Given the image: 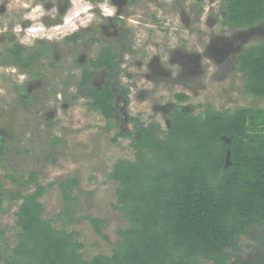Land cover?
<instances>
[{"label": "rangeland", "instance_id": "rangeland-1", "mask_svg": "<svg viewBox=\"0 0 264 264\" xmlns=\"http://www.w3.org/2000/svg\"><path fill=\"white\" fill-rule=\"evenodd\" d=\"M175 1L145 0L144 5L149 10L138 7L136 2L126 8L127 25L124 23L123 27H131V44L124 46L118 35L110 42L123 58L120 84L118 79L113 83L126 87L128 94L118 118L109 127L107 119L90 108V100L77 94L76 85L83 67L76 62L83 54L87 59L94 58L98 48L109 43L95 42L97 35L89 24L98 14L100 19L97 21L107 17L103 8L112 10L113 14L117 6L104 0L94 14L93 4L88 0H0V138L6 142L5 154L0 159V186L6 192L18 189L22 194L33 192L35 185H20L34 172L38 182L46 187L40 198L45 209L43 216L53 219L63 207L56 182L77 176L80 180L76 190L79 197L77 215H92L104 220L103 235L108 237L98 235L86 219L69 227V230L78 231V240L84 244L81 252L87 259L97 254H110L118 238V230L128 225L122 213L115 208L118 182L111 179L110 172L119 159L135 160L132 140L118 137L120 131L135 129L138 121L132 118H138L144 124L157 121L166 128L170 124L169 114L176 105L195 114L202 113L208 105L218 110L243 106L264 108V98L244 92L234 52L225 50L226 55L221 57L207 53L211 42L208 35L199 29H207L208 14L213 18L217 10L222 9V0H205L206 17L198 25L189 22V27L179 16L176 20L171 15L167 16L165 10L172 14ZM189 1L199 5L195 0ZM156 14L160 17L158 22L152 18ZM217 17L221 21L222 16L217 14ZM50 19L56 20V25L51 24ZM211 22V35L217 33L216 36L224 41L232 40L231 51L232 48L239 49L241 44L247 46L264 37L260 30L254 31L257 25L247 29L250 36L240 34L241 31L233 41L235 31L215 25L213 20ZM78 29L83 34L76 44L65 39ZM109 30L104 32L105 36L111 34ZM98 35L101 38V34ZM12 36L15 42L25 46L36 45L37 48L40 41L41 47L43 43H51L54 47L48 56L39 60L40 63L32 65L31 72H25L8 52L14 44ZM181 46L183 51L193 53L195 57L197 54L202 56L198 67L193 69V72L199 70L196 75L187 70L194 64H182L176 57H172L176 61L173 64L167 62L171 58L168 56L172 55L169 52ZM216 47L210 46L213 50ZM164 48L166 52H163ZM160 61L163 63H153ZM99 71L96 70L97 73ZM177 94H186L189 98L180 101ZM10 175L14 176L15 182ZM51 183L54 185L50 186ZM20 202L11 201L8 197L3 199L0 210V228L4 231L0 236L1 256L7 255L8 248L17 242L16 213ZM55 225L59 226L57 222ZM254 238L243 237L242 252L233 256L228 264H256L257 260L264 264V253L247 247L256 244Z\"/></svg>", "mask_w": 264, "mask_h": 264}, {"label": "trees", "instance_id": "trees-1", "mask_svg": "<svg viewBox=\"0 0 264 264\" xmlns=\"http://www.w3.org/2000/svg\"><path fill=\"white\" fill-rule=\"evenodd\" d=\"M223 1L224 26L249 28L264 22V0ZM25 50L15 43L8 52L27 71L33 64ZM112 57L111 48L105 47L92 64L107 71L101 86L92 83L97 72L88 67L77 84L78 94L86 93L90 108L99 111L109 127L128 93L121 87L118 97L114 90L118 64H111ZM236 68L242 74L244 92L264 98V37L243 47ZM176 96L180 101L189 98ZM132 120L138 121L135 129L120 131L118 137L132 140L135 160L119 159L110 172L118 182L115 208L128 221L127 227L118 230L111 253L85 258L78 231L69 230L86 219L98 235L108 239L103 235L104 220L77 215L79 178L56 182L63 207L53 219H46L40 201L46 187L32 172L20 186L33 184V192H6L0 186V210L5 197L21 201L16 213L17 242L7 255H0V264H228L242 252L241 240L246 236L256 240L247 247L264 253V108L218 110L208 105L195 114L178 107L169 114L166 128L157 121ZM5 148L0 138V159Z\"/></svg>", "mask_w": 264, "mask_h": 264}, {"label": "flooded vegetation", "instance_id": "flooded-vegetation-1", "mask_svg": "<svg viewBox=\"0 0 264 264\" xmlns=\"http://www.w3.org/2000/svg\"><path fill=\"white\" fill-rule=\"evenodd\" d=\"M102 1H104V0H100V1L99 0H88V2L93 4L92 5V11L94 12V14L97 11V8L101 7L100 3ZM105 1L108 2V3L114 4L115 6H117L118 9H116L114 11V13L110 14V15L104 13L107 17L106 18H102L100 21H97V19H100V14L97 13L99 16H96L94 18V20L89 24V28H93L94 31L96 32L97 37L95 39V42L98 43L100 41H107L109 43H106L107 45H103L102 44L100 46V48H98V50L96 52V56L94 58H92V59L91 58L87 59V55L83 54V56H80V58L78 59V62H76V64H82L81 67H83V69L88 67L91 70H97L95 67H93L92 64H96L97 63V61H98V59H99V57H100V55L102 53V50L105 47H110L111 48V54L113 56L112 57L113 60H112L111 64H118V71L113 76H114V79H116V80L118 79V81H119L120 64H123L122 63L123 62V58H121L120 55L117 54L116 48H114V44H112L110 42V40H112L113 38H115V36L118 35V37H121V39H123L122 42L124 43V46H126L127 44H131L130 35H132V37H133L131 27L130 26H126L125 28L123 27L124 23L127 25L126 15H127V11L128 10H126V8H128L130 5L134 4L135 2L138 5V7L139 6H143V10H149V8H147L148 6L144 5L145 0H105ZM195 2L197 4H199V5H195L192 2H190L189 0H176L175 3H172V5H173L172 11H174V12L171 14L169 12V10H165V11L168 14L167 15L168 17H169V15H171V17L173 16V20H176L177 19L176 17L179 16L182 20H184V22L186 23L187 26H188L189 22H193L195 24L197 23V25H198L200 22L202 23L204 17H206V11H205L206 10V6H205V0H195ZM180 4H182L183 7H181ZM223 5H224V1L222 0V2H221L222 9L217 10L215 15H213V18H212L210 13L208 14V18L206 20L207 21V29H204L203 27H201L199 29V32H201L204 35H208V37H209L208 41L211 42V43H208V46H207V53H208L209 56L217 54L218 56H215V57H221L223 54L226 53L225 50H227V52H231V53L234 52L235 55H233V56L237 60V56L241 53V51H242V49H243V47L245 45L242 46V44H241L239 49H237L238 47L235 48L234 50L232 48V51H231L230 50V44H231L232 40L224 41V39H221L220 36H216L217 33L216 34L213 33V35H211L212 34V28H211L212 22L211 21L213 20V23L215 25L224 27V28L228 29L231 32L235 31L234 35L232 36L233 37V41H234V39H236L238 37V34L241 31L242 32L240 34H244V35L249 34V32L247 30L249 28H229L227 26H224L222 24V19H223V15H224ZM177 6H179V7H177ZM105 9L106 8H103V10H105ZM217 14H218V16L219 15L222 16L221 21H219V19L217 17ZM152 18H153V21L158 22L157 18H160V17H158V15L156 14L155 16H152ZM64 21H65V19H64ZM104 21H106V22H104ZM55 22H56V20L50 19V23L51 24L54 23L56 25ZM60 23H57V24H60ZM261 24H257L259 26L255 25V26H257V29H255L254 31L258 32L260 30L262 36H264V23L261 22ZM255 26H252V28H254ZM109 28H110L111 32H110ZM33 29H36V28H33ZM40 29L43 30L42 28H40ZM188 29H190V28H188ZM242 29L247 30V32H244V30H242ZM108 30H109V32L111 34H109L107 36H110V37L105 36L106 33H104L105 31H108ZM251 31H253V30H251ZM119 33H121V36H120ZM75 34H77V36H78L77 40H68V37H72ZM82 34H83L82 30L78 29V30L73 31L71 34L67 35L65 39L67 41H70V42H73L74 44H76V42L79 41V39L82 38ZM98 34H101V36H100L101 38H99ZM248 36H250V35H247V37ZM254 37H256V36H254ZM126 38L129 40V42H128V40ZM247 39L248 38L244 39V41H247ZM13 43L15 44V43H19V42H15L14 41ZM40 43L41 42L39 41L37 48H36V45H34V46H25L24 44L19 43V44L25 46V48H26V50L24 52L25 55H31V59H32V63L31 64L40 63L39 60L41 58H43V57L48 56L49 53L51 52L52 48L54 47L53 45H51V43H49V44L48 43H43V46L41 47V46H39ZM13 45H12V47H13ZM211 45H213V46L217 45L215 50L210 48ZM220 46H221V48H220ZM183 49L184 48L181 46L180 48L172 50V52H169V54L171 53L172 55L168 56V58L169 57H171V58L167 62H169L170 64H173L176 61L172 60V57H176V58H180L179 61L182 64H185V65L194 64V66H191V68L187 69L189 73H192L193 69L198 67L197 64H200L199 59H201L202 56L200 54H197V56L195 57L194 55H192L193 53L191 54L190 52H185V51H183ZM163 52H166L165 48H164ZM182 59H184V60H182ZM15 62H16V64H20L16 60H15ZM153 63L154 64H162L163 62L160 61L159 63H156V62H153ZM137 64H143V63L142 62H138ZM100 70L101 71H99V73H100L101 77L99 76V73H96V75L93 76V78H92V83L94 85H96L97 87L101 86L105 82V79L107 77V71L104 68H101ZM23 71H25V70H23ZM198 71L199 70L196 71V69H195V72H193L192 75H196ZM25 72H31V70H27ZM98 77H100V78L98 79ZM113 81L114 80H112V83H113ZM118 84H120V81L118 82ZM77 89H78L77 90V94H78L79 88L77 87ZM114 90H115V92H116L118 97L122 96L121 86L120 85H117V88L114 89ZM118 90H120V91H118ZM80 94L83 95L84 97H86V93L81 92ZM123 100H125V99L123 98ZM178 107H181V106L180 105H176L175 109H177ZM185 111H189V110L185 109Z\"/></svg>", "mask_w": 264, "mask_h": 264}, {"label": "clouds", "instance_id": "clouds-1", "mask_svg": "<svg viewBox=\"0 0 264 264\" xmlns=\"http://www.w3.org/2000/svg\"><path fill=\"white\" fill-rule=\"evenodd\" d=\"M105 12L107 13V14H111V12H112V10H110V9H105ZM33 31H35V30H33Z\"/></svg>", "mask_w": 264, "mask_h": 264}]
</instances>
